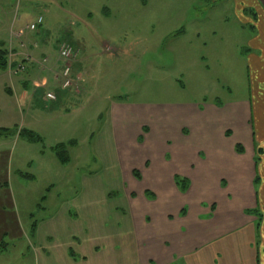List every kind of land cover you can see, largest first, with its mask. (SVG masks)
<instances>
[{
  "label": "rangeland",
  "instance_id": "374dc122",
  "mask_svg": "<svg viewBox=\"0 0 264 264\" xmlns=\"http://www.w3.org/2000/svg\"><path fill=\"white\" fill-rule=\"evenodd\" d=\"M249 1L0 0V57L7 51L9 64L0 70V130L10 132L0 137V264H161L152 246L185 216L183 204L218 221V181L188 199L175 192V177H183L185 152L207 147L199 111L249 99L240 57L254 25L237 17ZM48 91L55 102L43 99ZM198 157L221 170L207 152ZM237 157L231 178L243 175ZM255 217L248 204L227 239L259 244ZM217 249L212 264L221 262ZM204 262L200 253L175 264Z\"/></svg>",
  "mask_w": 264,
  "mask_h": 264
},
{
  "label": "crops",
  "instance_id": "0c3cea01",
  "mask_svg": "<svg viewBox=\"0 0 264 264\" xmlns=\"http://www.w3.org/2000/svg\"><path fill=\"white\" fill-rule=\"evenodd\" d=\"M248 4L249 6L244 5L241 9L242 5L238 3L241 10L237 9V17L243 20L245 25H254V30L248 38L250 48L242 52L240 57L242 59L244 56L250 72L249 99L206 104L205 109L199 111L201 122L197 131L207 147L196 145L189 153L185 152L184 157L187 167L183 177L190 180L191 185L183 194L188 199L190 196L199 198L210 191L212 180L213 183L218 181L215 187L220 193L224 209L222 210L219 201L215 203L218 205V221L207 223L208 220L202 219L200 213L194 211L193 207L196 208L197 203L183 204L189 207L187 213L184 212V207L180 209L181 214L184 213L185 216L179 219L178 224H171L173 220L169 219L171 223L168 225V239H164L163 245L161 242H154L155 245L152 246L154 257L161 264H175L177 260L200 253L204 263L212 264L213 246L218 248L216 256L221 253V262L216 264H264V0H250ZM249 7L255 8L259 14L255 16L252 11L248 13ZM13 47L11 43L9 50ZM43 99L47 103L44 95ZM239 146L242 147L243 153L237 152ZM181 147L182 145L178 149ZM203 152L212 155L211 160L215 163L211 164L219 167L220 171H210L213 169L210 164L205 165L204 160L198 157L199 153ZM245 154H248L247 160ZM237 155L245 158L241 161L243 175L235 173L234 178H231L230 171H238L237 167L230 163L238 158ZM215 176L217 179L214 181ZM239 191H242L246 200L243 206L239 202ZM175 192H179L176 186ZM248 204H252L254 210L257 209L261 215L260 220L254 218L255 225L260 221L257 225L259 244L250 245L244 241L234 244L227 236L233 235L234 231L239 229L240 224L236 223L242 215L244 216ZM134 214L136 218H141L137 212L134 211ZM167 244L169 251L166 249ZM230 255H233L230 260L232 263L228 261Z\"/></svg>",
  "mask_w": 264,
  "mask_h": 264
},
{
  "label": "trees",
  "instance_id": "16d2710c",
  "mask_svg": "<svg viewBox=\"0 0 264 264\" xmlns=\"http://www.w3.org/2000/svg\"><path fill=\"white\" fill-rule=\"evenodd\" d=\"M1 54L3 55L2 57H0V70H6L8 67V60H7V51H2L1 50ZM8 133H10L8 130H0V137L7 135ZM21 136L24 137H28L33 141H40V137H38L37 135H35L32 132L29 131H21L20 132ZM65 149L64 145H58L54 150H56L57 152V156L59 157V159L61 160L62 163H67L69 161V157L67 156V153L64 151L62 152V150ZM237 152L238 153H243V149L242 147H237ZM175 181L177 184V188L182 192V193H186L188 191V189L190 188L191 182L190 180H188L185 177L182 176H176L175 177ZM258 181V179L256 180V182ZM185 212V211H184Z\"/></svg>",
  "mask_w": 264,
  "mask_h": 264
},
{
  "label": "built area",
  "instance_id": "2783aa9c",
  "mask_svg": "<svg viewBox=\"0 0 264 264\" xmlns=\"http://www.w3.org/2000/svg\"><path fill=\"white\" fill-rule=\"evenodd\" d=\"M42 22H43V19L40 18L38 20V23L29 26V29L30 30H36L37 26L41 25ZM22 35H23V32L21 31L18 34V37L20 38V37H22ZM60 54H61V57L63 58L64 61H68L70 59V57L72 56V49L68 45L64 44L61 46ZM44 63H45V61L42 64H44ZM23 70H25L24 64H20L17 67V69L15 70V73H17L19 71H23ZM70 74H71V67L65 66V70H64V73L62 76V82H61V85H62L61 89L64 91L69 90V87L72 86V80H71ZM45 98L49 102H54L57 100L56 94L53 92H50V91H48L45 94Z\"/></svg>",
  "mask_w": 264,
  "mask_h": 264
}]
</instances>
